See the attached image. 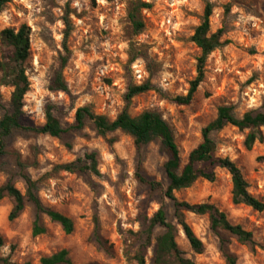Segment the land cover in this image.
Listing matches in <instances>:
<instances>
[{
	"label": "rangeland",
	"instance_id": "374dc122",
	"mask_svg": "<svg viewBox=\"0 0 264 264\" xmlns=\"http://www.w3.org/2000/svg\"><path fill=\"white\" fill-rule=\"evenodd\" d=\"M137 1L149 6L140 10L144 28L133 34L127 11ZM206 2L212 5L210 31L223 28L222 39L227 43L207 56L203 80L190 103L177 105L165 97L184 95L195 77L200 50L190 37L202 19ZM65 16L70 22L67 53L62 48ZM20 24L30 28L24 126L43 124V107L48 101L56 106V116L63 124H70L81 106L114 119L124 107L127 84L150 79L164 96L153 90L138 94L127 110L132 116L145 110L159 112L172 129L182 165L219 106L231 105L237 116L264 110V0H10L0 12V29H16ZM138 53L149 61L151 76L144 58L132 59ZM61 56L67 57L61 69L67 93L48 89ZM11 91V86H0L4 105L0 117L8 109ZM262 131L264 134V128ZM245 135V130L224 126L212 134L215 154L233 161L248 184V192L264 203V138L247 149ZM64 141L70 148L54 137L27 130H15L5 139L7 154L0 158V185L10 178L24 193L14 165V155H19L37 181L41 202L69 217L73 230L66 234L42 216L40 224L46 231L32 236L33 208L26 205L9 221L11 200L4 197L0 200L4 241L0 255L14 264H39L42 256L66 249L70 264H134L144 216L150 217L162 204L168 220L176 224L171 203L163 196L166 156L159 141L137 149L130 135L120 130L97 135L89 121ZM91 151L97 155L98 175L55 169ZM149 181L160 183V188L151 187ZM231 188L229 173L215 168L212 181L197 179L175 191L174 196L190 204H213L229 222L250 231L255 243L252 250L222 232L225 249L234 256L235 264H264V209L255 211L245 204H234ZM95 218L102 245L92 238ZM184 219L204 246L201 253L192 251L177 225L175 240L184 256L195 264H228L207 215L184 212ZM161 232V228L155 229V234ZM150 258L148 249L145 264H152Z\"/></svg>",
	"mask_w": 264,
	"mask_h": 264
},
{
	"label": "trees",
	"instance_id": "16d2710c",
	"mask_svg": "<svg viewBox=\"0 0 264 264\" xmlns=\"http://www.w3.org/2000/svg\"><path fill=\"white\" fill-rule=\"evenodd\" d=\"M9 1L0 0V12ZM148 6V3L137 1L128 8L127 18L133 34L140 33L144 28V23L140 18V10ZM211 13L212 5L210 2H206L202 19L194 28L190 37V40L199 48L200 55L197 58L195 77L189 82L187 92L184 95L165 97L177 105L190 103L195 91L203 80L204 64L207 56L213 50L227 43L225 39H222L223 28H218L214 32L210 31L209 17ZM63 24L65 25V30L62 48L67 53L65 40L70 29V22L67 16L63 18ZM29 36L30 28L26 24H20L16 29L11 27L0 29V86L12 87L8 109L0 117V158L7 154L5 139L15 130L46 134L58 139L66 148H70L69 142L64 141L65 137L67 135L70 136L71 133L80 132L88 121L92 124L97 135L104 136L116 130L130 135L137 149L146 146L154 140H158L166 156V160L163 163V171L167 179V185L163 190V196L171 203L176 224L168 220L166 210L162 204L150 217L144 216L139 225V246L133 255L134 264H145V256L148 249L151 250L150 260L152 264H195L191 259L184 256L175 240L178 225L192 251L201 253L204 249L202 241L185 221L184 212L207 215L209 228L218 238L219 250L228 264H235V258L226 251L222 232L235 237L240 243L247 245L251 250L253 249L255 243L252 233L238 224L229 222L223 211H220L210 203L190 204L186 201H180L174 196V192L191 186L197 179L212 181L215 168H223L229 173L231 178L232 202L234 204H245L255 211H262L264 209L263 201L248 192V184L235 163L227 157H220L215 154L216 143L212 138V134L226 125H232L241 131L245 130L246 135L243 143L249 149L255 141L260 142L264 138L262 131V128H264V110L249 111L237 116L234 114L231 105L219 106L215 118L201 129V141L189 151L186 161L182 165L172 129L161 114L155 110H145L138 115L132 116L127 110L130 100L138 94L153 90L164 96V93L155 87L150 79L140 84H127L123 94L124 107L114 119L94 114L88 106H81L75 110L73 121L70 124H63L56 116V106L48 101L43 107V124L36 127L24 126L22 124V108L24 106V95L29 89V81L25 73V62L30 50ZM138 54L133 56L132 59L137 56L144 58L145 68L151 76L153 70L149 61L144 54ZM66 62L67 57L61 56L59 69L48 85L50 91L68 92L67 83L61 73V69ZM3 109L4 105L0 97V110ZM96 156L94 151L85 152L82 156L76 157L72 161L56 165L55 169L70 173L90 172L98 175ZM14 165L18 176L23 182L24 193L14 185L10 178L0 185V200L4 197H8L11 200V209L7 219L11 221L17 218L25 206L29 205L34 210L32 236L43 234L46 231V228L40 224L42 216L58 224L64 233H71L73 230L72 220L41 202L37 192V181L27 171V163L19 155L15 154ZM148 184L153 188H160L161 186L160 183L155 181H149ZM156 228H161L162 232L155 234ZM92 238L98 245H102L96 218L94 219ZM3 242V237L0 234V247ZM0 264L14 263L8 257L0 255ZM39 264H70V258L67 250L61 249L50 255L42 256L39 259Z\"/></svg>",
	"mask_w": 264,
	"mask_h": 264
}]
</instances>
